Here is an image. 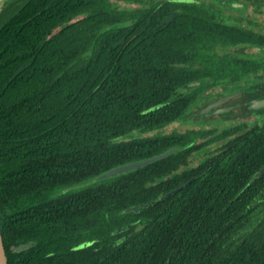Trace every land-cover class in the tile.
<instances>
[{"label":"trees","instance_id":"16d2710c","mask_svg":"<svg viewBox=\"0 0 264 264\" xmlns=\"http://www.w3.org/2000/svg\"><path fill=\"white\" fill-rule=\"evenodd\" d=\"M263 15L264 0H1L7 264H264V110L245 106L264 97ZM238 92L225 106L243 117L198 124Z\"/></svg>","mask_w":264,"mask_h":264},{"label":"water","instance_id":"95a60500","mask_svg":"<svg viewBox=\"0 0 264 264\" xmlns=\"http://www.w3.org/2000/svg\"><path fill=\"white\" fill-rule=\"evenodd\" d=\"M1 1V0H0ZM242 94L240 92L238 93H233L230 95H224L219 97L217 100H214L210 103H208L206 106H204L203 108L199 109L196 113L193 114V116L195 117H209L215 113H219V112H225V111H231L234 108L237 107H241L242 104L238 103L235 105H231V106H225L228 102H230L233 99H236L238 97H240ZM245 106L247 107V109L249 111H261L264 110V97H259V98H254L251 99L249 102L245 103ZM174 152V149L171 148L169 150H167L164 153H161L159 155L153 156L151 158H147L144 160H140V161H136V162H132L126 165H122L119 166L115 169H112L100 176H98L95 181H100V180H105L109 177H116L117 175L132 171V170H137L143 167H146L147 165L154 163L158 160H162L166 157H168L169 155H171ZM264 169H262L260 171V173H263ZM183 187H180L174 191H172L171 193H175L177 190L182 189ZM171 193H168V195H170ZM142 207V208H146L148 207V204L142 205V206H134V207H130L128 209H126L124 212H137L138 209ZM90 243H83L81 244L78 248H85L87 246H89ZM27 245H23V246H19L18 248L15 249V251H20L23 250L25 248H27ZM0 264H7V257L5 255V249L3 246V241H2V236H1V231H0Z\"/></svg>","mask_w":264,"mask_h":264},{"label":"rangeland","instance_id":"374dc122","mask_svg":"<svg viewBox=\"0 0 264 264\" xmlns=\"http://www.w3.org/2000/svg\"><path fill=\"white\" fill-rule=\"evenodd\" d=\"M113 4L116 5L118 8H133V7H135V5L125 4L124 2L113 1ZM259 19L261 20V22L264 23V15L260 16ZM235 104H238V103L237 102L231 103V104H228V106H231V105L233 106ZM251 115H252V117H254L256 119L260 118L259 115H254L252 113H251ZM243 116H244V111L242 110L241 107H237V108L232 109L231 111L215 113L209 117H202V116L200 117L199 116L198 117V120H199L198 124L201 127L213 125L216 128H223V127L230 125L231 123L237 121V119L239 117H243ZM262 116H264V115H262ZM252 117H250V118H252ZM247 119H249V118H247ZM201 158H202L201 156H198V157L193 156L194 160H193L192 164L196 165L197 162Z\"/></svg>","mask_w":264,"mask_h":264}]
</instances>
